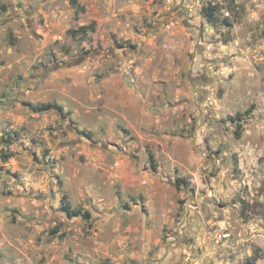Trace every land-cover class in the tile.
I'll list each match as a JSON object with an SVG mask.
<instances>
[{"label": "rangeland", "instance_id": "rangeland-1", "mask_svg": "<svg viewBox=\"0 0 264 264\" xmlns=\"http://www.w3.org/2000/svg\"><path fill=\"white\" fill-rule=\"evenodd\" d=\"M76 1L0 0V264H264V0Z\"/></svg>", "mask_w": 264, "mask_h": 264}, {"label": "trees", "instance_id": "trees-1", "mask_svg": "<svg viewBox=\"0 0 264 264\" xmlns=\"http://www.w3.org/2000/svg\"><path fill=\"white\" fill-rule=\"evenodd\" d=\"M73 3H74L76 6H78V8H80V9H84V7L80 6V5L77 3L76 0H73ZM215 9H216V7H214V6L206 7V8L203 9V12H204V14L206 15V17L208 18V20H210V21H213V20H214ZM90 28H92V30H94V27H93V26H90V25H83V26L80 27V30H81L84 34H86V33H88L89 31H91ZM53 106H56V105H53V104H50V103H49V104L39 105V106H37V109H38V110H45V109L52 108ZM59 108L62 110V107H59ZM152 157H153V156H152ZM70 207H71V203L68 202V201L65 202V203L63 204V209L66 210L70 216H77V215L83 214L82 211H81L80 209H77V210H71ZM84 216H85L86 218H89V217H90L89 212L84 213ZM253 264H255V263H253Z\"/></svg>", "mask_w": 264, "mask_h": 264}]
</instances>
